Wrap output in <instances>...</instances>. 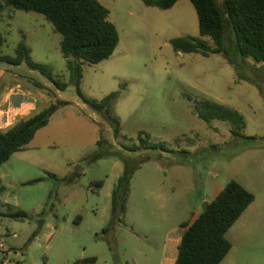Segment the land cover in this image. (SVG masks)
Masks as SVG:
<instances>
[{
	"label": "rangeland",
	"instance_id": "374dc122",
	"mask_svg": "<svg viewBox=\"0 0 264 264\" xmlns=\"http://www.w3.org/2000/svg\"><path fill=\"white\" fill-rule=\"evenodd\" d=\"M99 1L110 11L120 43L109 60L83 65L80 88L97 101L119 93V137L80 97L54 26L35 12L0 13L2 55L15 56L24 40L32 59L50 66L61 86L26 65L0 63V95L8 96L7 108H22L10 118L0 115V130L51 104L58 108L26 150L0 167V264H86L91 258L96 262L88 264H162L172 240L171 258L176 253L177 260L183 226L231 181L255 201L227 233L232 250L221 264H264V65L238 58L246 80L240 79L234 66L213 53L208 37L202 39L209 57L175 52L173 39L200 37L190 0L166 11L141 0ZM226 45L233 50L229 29ZM203 101L239 112L246 122L242 137L234 136L229 122L201 120L196 107ZM141 133L169 151L129 153ZM97 154L105 157L93 161ZM127 166L135 170L126 211L110 230L112 194ZM15 213L28 217L15 220Z\"/></svg>",
	"mask_w": 264,
	"mask_h": 264
},
{
	"label": "trees",
	"instance_id": "16d2710c",
	"mask_svg": "<svg viewBox=\"0 0 264 264\" xmlns=\"http://www.w3.org/2000/svg\"><path fill=\"white\" fill-rule=\"evenodd\" d=\"M141 1L148 7L166 11L181 0ZM190 1L197 11L200 37L173 39L171 44L175 52L209 57V45L202 39L208 37L215 46L213 53L223 56L234 66L240 79L246 80L241 74L242 66L238 58L253 59L256 63L264 65V0H221V3L217 0ZM8 9L41 14L54 26L55 31L62 37L61 52L80 97L94 112L101 114L112 124L115 136L119 137L121 123L114 114L119 93H112L104 100L97 101L85 97L80 88L83 65H97L109 60L120 43L119 31L110 21V11L99 0H0V13ZM228 29L233 37V50L226 45ZM4 44L5 40L0 34V63L16 67L26 65L31 71L46 77L53 85L61 87L58 80H55L50 66L36 63L32 59L31 49L24 40L17 45L13 57L2 55ZM37 87L46 89L41 83H38ZM57 109L55 104H51L33 116L21 119L11 128L0 130V167L15 153L26 150L38 132L50 124ZM196 114L207 123L214 120L229 122L233 125L234 136L242 137L246 122L236 110L216 102L203 101L196 107ZM142 135L143 133L138 137L139 145L126 148L129 153H138L141 150L169 151L163 143L149 144ZM98 144L103 146L106 143L99 141ZM114 155L123 157V152L117 151ZM103 157V154H97L92 160L97 161ZM134 170L127 166L124 176L113 191V219L108 228L110 230L117 220L121 221L119 215L126 211ZM38 182L40 181L29 184ZM102 186V181L96 183L97 188ZM4 190L0 178V193ZM254 201L255 196L251 192L236 181H231L217 198L208 204L206 211L191 225L183 226L186 230L178 246L176 264H221L232 250V244L226 237L227 233ZM10 217L23 220L28 216L26 213H15ZM94 262L95 258L84 261L86 264Z\"/></svg>",
	"mask_w": 264,
	"mask_h": 264
},
{
	"label": "crops",
	"instance_id": "0c3cea01",
	"mask_svg": "<svg viewBox=\"0 0 264 264\" xmlns=\"http://www.w3.org/2000/svg\"><path fill=\"white\" fill-rule=\"evenodd\" d=\"M1 94L2 95H0V99H1V101H0V115L8 116L10 118L11 112L19 111L22 109V108H18V107H13L11 105V103H10V105H8V108H7L6 105L8 102L6 99H8V96H5V92L1 93ZM24 104H25L24 102L21 103V106H23ZM35 110H36V108H33V111H35ZM19 119H22V117ZM14 123L15 122L13 121L10 126H12ZM4 127L9 128L8 126H4ZM178 244H179V241L177 243L176 248L179 246ZM167 247H168V250L166 251L165 256L162 260V264H176V253L174 254V259L171 258L173 256V248H174L173 240L169 241L167 243ZM4 253L9 256L10 251H8L7 253L6 252H4Z\"/></svg>",
	"mask_w": 264,
	"mask_h": 264
},
{
	"label": "built area",
	"instance_id": "2783aa9c",
	"mask_svg": "<svg viewBox=\"0 0 264 264\" xmlns=\"http://www.w3.org/2000/svg\"><path fill=\"white\" fill-rule=\"evenodd\" d=\"M0 237H1V236H0ZM7 257H8V255H7ZM7 261H8V260H7ZM5 263H6V262H5ZM5 263H4V264H5ZM8 264H18V263L15 262V261H9Z\"/></svg>",
	"mask_w": 264,
	"mask_h": 264
},
{
	"label": "water",
	"instance_id": "95a60500",
	"mask_svg": "<svg viewBox=\"0 0 264 264\" xmlns=\"http://www.w3.org/2000/svg\"><path fill=\"white\" fill-rule=\"evenodd\" d=\"M208 209V203L205 204L203 211H206Z\"/></svg>",
	"mask_w": 264,
	"mask_h": 264
}]
</instances>
